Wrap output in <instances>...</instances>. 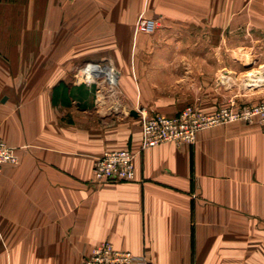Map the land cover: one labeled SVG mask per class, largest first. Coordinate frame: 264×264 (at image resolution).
Returning a JSON list of instances; mask_svg holds the SVG:
<instances>
[{
  "label": "crops",
  "instance_id": "1",
  "mask_svg": "<svg viewBox=\"0 0 264 264\" xmlns=\"http://www.w3.org/2000/svg\"><path fill=\"white\" fill-rule=\"evenodd\" d=\"M142 14L154 36H136ZM249 24L264 35V0H0V139L19 156L0 172V264H82L105 242L152 264H264L258 123L146 149L134 182L93 181L105 151L140 150L143 115L217 109L216 36ZM87 61L117 79L76 76Z\"/></svg>",
  "mask_w": 264,
  "mask_h": 264
},
{
  "label": "built area",
  "instance_id": "2",
  "mask_svg": "<svg viewBox=\"0 0 264 264\" xmlns=\"http://www.w3.org/2000/svg\"><path fill=\"white\" fill-rule=\"evenodd\" d=\"M160 26L157 18H141L137 31L154 33ZM261 115L264 121V106L257 109L224 108L214 114H205L189 105L177 116L143 115V142L139 151L107 150L93 163V181L98 184L136 181L135 158L146 149L166 143L192 144L200 131L238 121H248ZM17 149L0 139V171L5 165H17ZM82 264H152L147 257L137 256L130 251L119 250L111 242L96 247Z\"/></svg>",
  "mask_w": 264,
  "mask_h": 264
},
{
  "label": "rangeland",
  "instance_id": "3",
  "mask_svg": "<svg viewBox=\"0 0 264 264\" xmlns=\"http://www.w3.org/2000/svg\"><path fill=\"white\" fill-rule=\"evenodd\" d=\"M143 17L154 18L153 16H148L146 14L140 15L135 24L136 36H154L163 27L159 21L160 26L154 33H140L137 31L136 27L138 21ZM252 27L253 25L249 24L248 32L244 36L231 37V43L227 40L224 42L222 36H216V52L213 57L216 59V68H210V71L214 70L212 76L215 77L214 79H211L212 82H209V88H214L215 94L218 98V107L212 114L224 108H233L234 111H238L241 109H257L264 106V82L258 84L252 82L251 79L248 78V75L253 73H255L254 75H260L262 73L264 76V35H257L254 31L255 28ZM171 38L173 39L174 37ZM199 38L204 39L201 37ZM228 40H230V38ZM197 56H200V58L207 57L206 53H200V55ZM92 66H96L99 69L102 68L104 71L109 70L113 73L115 72V79H117L119 74L118 69L111 68L106 61L94 63L87 61L82 63V65L76 69V76H78L82 70L85 74V70ZM191 70L195 71L196 69H188V71ZM198 70L204 74H207V71H209L207 68H198ZM93 71L92 77L95 76L102 78L103 75L109 77L105 73L101 76V73L97 68ZM115 79H113V82ZM197 104L198 102L191 105L198 108ZM238 122L247 124L258 123L264 126V121L262 120L261 115L252 116L248 121Z\"/></svg>",
  "mask_w": 264,
  "mask_h": 264
},
{
  "label": "bare ground",
  "instance_id": "4",
  "mask_svg": "<svg viewBox=\"0 0 264 264\" xmlns=\"http://www.w3.org/2000/svg\"><path fill=\"white\" fill-rule=\"evenodd\" d=\"M95 68H97L99 71H100V75L102 76L104 73L106 74V75H108L111 79H114L115 78V72L113 73V72H111V71H109V70H103L102 68H98V67H96V66H92V67H88L86 70H85V74L88 76V77H90V78H92V73L94 72L93 70H95ZM263 72V71H262ZM255 73H253V74H249L248 75V78H250L251 79V81L252 82H256V83H262V82H264V76L262 75V73L260 74V75H254ZM104 76V75H103ZM102 76V77H103ZM251 82V83H252Z\"/></svg>",
  "mask_w": 264,
  "mask_h": 264
}]
</instances>
